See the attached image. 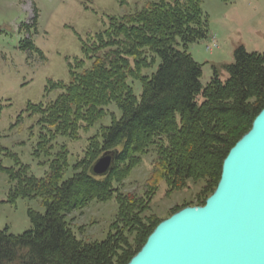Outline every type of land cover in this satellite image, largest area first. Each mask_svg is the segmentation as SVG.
<instances>
[{
	"label": "trees",
	"instance_id": "16d2710c",
	"mask_svg": "<svg viewBox=\"0 0 264 264\" xmlns=\"http://www.w3.org/2000/svg\"><path fill=\"white\" fill-rule=\"evenodd\" d=\"M201 2L157 0L110 18L108 26L84 44L90 67L77 61L68 85H52L62 91L54 101L28 105L49 128V136L41 134L38 143V151L46 154L53 137L77 139L81 130L106 116L109 104L119 108L121 117H113L110 126L89 139L68 179H63L68 167L65 147L53 155L40 179L29 175L17 159L16 169L0 162V173L11 185L10 203L39 200L45 209L44 214L28 210L30 229L19 235L0 230V264H127L162 221L147 215L161 183L165 197L187 190L189 183L201 184L193 197L196 202H185L169 217L185 207L203 206L214 192L225 157L264 108V53L236 49L229 77L222 81L215 73L203 87L201 66L187 52L189 44L209 34ZM178 40L183 50L177 49ZM156 57L160 64L149 78L143 70ZM133 81L141 83L140 100L130 85ZM151 149L152 170L140 191L122 193L124 181ZM108 151L116 152L111 170L104 177L92 176L91 166ZM112 199L117 211L106 238L78 239L66 217L92 202Z\"/></svg>",
	"mask_w": 264,
	"mask_h": 264
},
{
	"label": "rangeland",
	"instance_id": "374dc122",
	"mask_svg": "<svg viewBox=\"0 0 264 264\" xmlns=\"http://www.w3.org/2000/svg\"><path fill=\"white\" fill-rule=\"evenodd\" d=\"M157 0H0V146L5 155L0 162L5 168H18L17 161L27 167L35 178H43L50 161L61 147L67 151V169L63 179L73 175V166L80 161L89 139L101 127H108L121 111L115 104L105 107L106 116L77 139L55 136L49 142V153L38 151L40 135L49 136V128L28 105H45L62 92L55 84L68 85L70 71L77 61L84 68L91 61L83 53L84 44L103 31L112 17H121L142 9ZM201 9L207 19L209 34L198 43L189 44L187 52L201 66L200 83L204 87L216 73L220 80L229 77L228 67L234 63V52L243 48L247 53H264V0H202ZM178 50H183L180 45ZM160 64L155 62L143 74L151 77ZM140 100L141 83H130ZM198 96L197 99H199ZM51 130H53L51 128ZM9 153L12 156H7ZM16 157V158H15ZM155 154L149 150L142 157L121 187L122 193H135L148 178ZM201 184L189 183L188 189L165 197L161 183L151 203L150 216L162 221L175 208L192 201ZM11 185L6 174L0 173V230L19 235L30 229L28 210L44 214L39 200L18 199L10 203ZM196 207V206H193ZM199 207V206H197ZM117 206L114 199L105 203L92 202L81 211L66 217L72 232L84 242H100L110 230ZM173 215V214H172ZM171 215V216H172Z\"/></svg>",
	"mask_w": 264,
	"mask_h": 264
},
{
	"label": "water",
	"instance_id": "95a60500",
	"mask_svg": "<svg viewBox=\"0 0 264 264\" xmlns=\"http://www.w3.org/2000/svg\"><path fill=\"white\" fill-rule=\"evenodd\" d=\"M115 158L103 153L91 175L106 176ZM127 264H264V108L228 152L204 205L161 221Z\"/></svg>",
	"mask_w": 264,
	"mask_h": 264
}]
</instances>
